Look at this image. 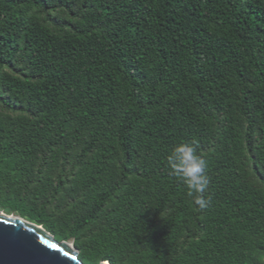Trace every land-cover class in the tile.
<instances>
[{"label":"trees","instance_id":"trees-1","mask_svg":"<svg viewBox=\"0 0 264 264\" xmlns=\"http://www.w3.org/2000/svg\"><path fill=\"white\" fill-rule=\"evenodd\" d=\"M0 211L85 264H264V0H0Z\"/></svg>","mask_w":264,"mask_h":264},{"label":"water","instance_id":"water-1","mask_svg":"<svg viewBox=\"0 0 264 264\" xmlns=\"http://www.w3.org/2000/svg\"><path fill=\"white\" fill-rule=\"evenodd\" d=\"M0 264L85 263L72 244L58 242L42 226L0 211Z\"/></svg>","mask_w":264,"mask_h":264},{"label":"clouds","instance_id":"clouds-1","mask_svg":"<svg viewBox=\"0 0 264 264\" xmlns=\"http://www.w3.org/2000/svg\"><path fill=\"white\" fill-rule=\"evenodd\" d=\"M166 167L169 174L180 180L188 190V195L194 197V203L203 208L208 201L203 194L208 186L206 177V162L197 153L195 141L181 142L170 150Z\"/></svg>","mask_w":264,"mask_h":264}]
</instances>
